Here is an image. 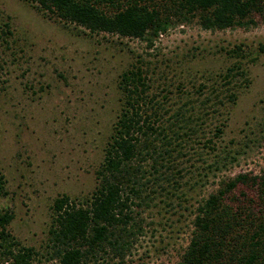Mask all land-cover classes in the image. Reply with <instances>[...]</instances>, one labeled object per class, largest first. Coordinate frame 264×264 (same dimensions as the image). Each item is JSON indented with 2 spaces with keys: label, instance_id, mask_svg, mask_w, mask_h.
<instances>
[{
  "label": "rangeland",
  "instance_id": "374dc122",
  "mask_svg": "<svg viewBox=\"0 0 264 264\" xmlns=\"http://www.w3.org/2000/svg\"><path fill=\"white\" fill-rule=\"evenodd\" d=\"M259 1L240 26L204 29L196 17H173L164 32L138 39L63 24L28 0H0V211L12 214L6 230L32 249L31 264L55 262L48 235L54 200L83 205L90 199L123 104L119 75L131 66L145 75L163 126L175 112L184 115L176 122L182 135L156 170L141 163L144 187L132 197L140 202L129 205L123 248L80 264H174L198 203L237 174L264 173ZM149 104L142 108L151 111ZM254 191L237 183L229 196L235 206L261 209ZM0 264L13 263L0 252Z\"/></svg>",
  "mask_w": 264,
  "mask_h": 264
},
{
  "label": "trees",
  "instance_id": "16d2710c",
  "mask_svg": "<svg viewBox=\"0 0 264 264\" xmlns=\"http://www.w3.org/2000/svg\"><path fill=\"white\" fill-rule=\"evenodd\" d=\"M28 1L63 24L72 23L89 32L138 39L164 32L173 17L177 21L196 17L204 29L240 26L261 2ZM262 11L264 15V5ZM226 77L227 74L224 75ZM118 81L123 104L112 124L102 160L95 172L97 184L90 199L83 205L69 202L67 197L56 198L53 202L48 235L50 259L55 262L49 264H80L84 258L99 251L122 249L126 242L123 236L131 232L127 226L132 220L129 205L140 202H133L132 197L139 198L144 187L141 179L147 170L141 163L150 162L149 168L156 170L153 165L169 158L179 145L175 140L182 135L178 130L181 125L176 122L184 115L175 112L172 122L167 127L163 126L159 102L148 96L147 81L141 69L131 66L119 75ZM149 102L152 110L146 111L142 106ZM173 127L177 128L174 130ZM237 183L255 187L254 204H261V209H251V204L248 208L233 204L236 198L229 194ZM3 193L0 174V196ZM241 195L244 196L243 193ZM11 218L9 211H0V252L13 264H31L32 249L19 246L6 230ZM174 264H264V173L258 176L237 174L221 182L198 203L188 244Z\"/></svg>",
  "mask_w": 264,
  "mask_h": 264
}]
</instances>
